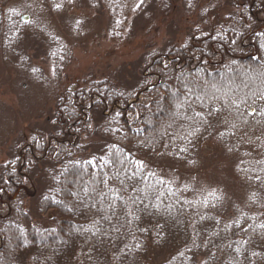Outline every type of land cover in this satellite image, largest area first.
I'll return each instance as SVG.
<instances>
[{
    "label": "trees",
    "instance_id": "16d2710c",
    "mask_svg": "<svg viewBox=\"0 0 264 264\" xmlns=\"http://www.w3.org/2000/svg\"><path fill=\"white\" fill-rule=\"evenodd\" d=\"M8 1L0 3V61L37 81L42 73L22 46L44 45L53 79L69 56L41 16L88 3L120 31L152 3ZM228 1L233 13L223 20L208 21L204 10L183 45L147 56L132 88L104 78L54 92V136L33 130L0 162V264H264V0ZM152 85L147 103L128 105ZM207 140L236 163L242 194L181 184L159 167L195 170ZM37 177L36 222L23 203Z\"/></svg>",
    "mask_w": 264,
    "mask_h": 264
},
{
    "label": "rangeland",
    "instance_id": "374dc122",
    "mask_svg": "<svg viewBox=\"0 0 264 264\" xmlns=\"http://www.w3.org/2000/svg\"><path fill=\"white\" fill-rule=\"evenodd\" d=\"M2 2L9 4L11 1L0 0ZM149 2L152 3L141 14L133 17L130 27L125 26L120 31L117 27L113 29L105 10H94L88 3L69 7L60 15L41 16L44 17L41 19L42 24L57 39L56 44L67 49L69 56L59 67L62 75L60 71V76L53 79L52 67L44 58V45L32 41L22 46L24 55L30 57L29 64L42 73L43 79L41 77L38 81L19 66L13 67V63L6 65L0 61V144L6 142L0 148L1 163L10 159L9 149L19 143L21 138L28 139L33 130L42 131L50 138L54 136V92L56 94L61 88L76 83L85 86L89 81L97 82L104 78L118 86L132 88L140 76L147 73L144 68L147 67L146 57L162 55L171 52L172 46L183 45L195 28L203 24L202 11L207 10L205 18L212 22L213 16L223 20V17L233 13L228 0H217L215 3L213 0H188L186 3L184 0H166L164 5L162 0L159 4L154 0ZM189 2H193L194 11L187 10L186 4ZM21 14L29 16L27 13ZM37 17L39 15L35 17L34 14V18ZM167 59H171V55ZM150 61V65L154 63V60ZM139 93L133 101L147 103V96ZM197 151L200 162L195 170H189L182 164L157 163L160 168L169 169V175H174L181 184L190 182L196 187L215 189L225 195L242 194L240 184L243 180L234 172L236 163L216 141L201 142ZM35 180L38 187L26 186L23 204L36 221L33 202L41 185L39 177ZM49 213H46L45 219L50 218Z\"/></svg>",
    "mask_w": 264,
    "mask_h": 264
},
{
    "label": "snow or ice",
    "instance_id": "6c2138e0",
    "mask_svg": "<svg viewBox=\"0 0 264 264\" xmlns=\"http://www.w3.org/2000/svg\"><path fill=\"white\" fill-rule=\"evenodd\" d=\"M69 2H71V0H69ZM141 2H142V0H141ZM56 7L59 8L60 5H56ZM213 87H215V86L213 85ZM233 103H235V101H233ZM212 111L218 113V112L221 111V109H213ZM212 111L209 112V115H210V116L212 115ZM253 114H254V113H253ZM197 115H199V113H197ZM225 123H226V121H225ZM221 135H223V133H221ZM185 150H186V149H181V151H185ZM228 150L231 151L232 149L229 148ZM190 163H191V161H190ZM257 179H259V177H257ZM104 183L107 184V181H104ZM133 191H135V189H133ZM105 195H106V194H105ZM117 195H118V193H117ZM210 195H214V193H210ZM215 198H216V199H219V197H215ZM101 199H103V196H101ZM142 202H143V201H141V203H142ZM133 203H134V204L136 203V200H135L134 198H133ZM205 203H207V202H205ZM110 207H111V205H110ZM127 215H128L129 217H132L133 219H138V217H134L133 212H132L131 210L128 211ZM128 222L131 223V220H129ZM93 226L95 227V224H94ZM86 230H90V229H86ZM97 230H98V229H97Z\"/></svg>",
    "mask_w": 264,
    "mask_h": 264
},
{
    "label": "water",
    "instance_id": "95a60500",
    "mask_svg": "<svg viewBox=\"0 0 264 264\" xmlns=\"http://www.w3.org/2000/svg\"><path fill=\"white\" fill-rule=\"evenodd\" d=\"M26 19V18H23V20Z\"/></svg>",
    "mask_w": 264,
    "mask_h": 264
}]
</instances>
